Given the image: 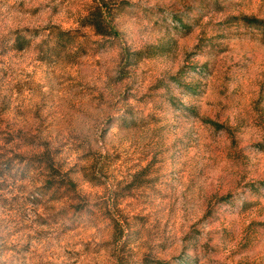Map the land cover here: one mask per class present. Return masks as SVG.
Segmentation results:
<instances>
[{
	"label": "rangeland",
	"instance_id": "rangeland-1",
	"mask_svg": "<svg viewBox=\"0 0 264 264\" xmlns=\"http://www.w3.org/2000/svg\"><path fill=\"white\" fill-rule=\"evenodd\" d=\"M0 264H264V0H0Z\"/></svg>",
	"mask_w": 264,
	"mask_h": 264
},
{
	"label": "trees",
	"instance_id": "trees-1",
	"mask_svg": "<svg viewBox=\"0 0 264 264\" xmlns=\"http://www.w3.org/2000/svg\"><path fill=\"white\" fill-rule=\"evenodd\" d=\"M92 17H93L92 18L93 22H91L90 27H92L94 29L96 34L105 35L104 30H103L101 23H100V18L102 17L100 10H98V12L96 14H92Z\"/></svg>",
	"mask_w": 264,
	"mask_h": 264
}]
</instances>
